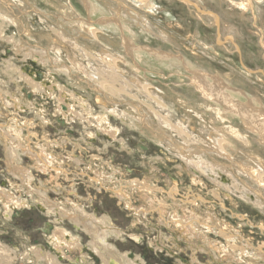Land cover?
I'll return each mask as SVG.
<instances>
[{
	"label": "rangeland",
	"instance_id": "374dc122",
	"mask_svg": "<svg viewBox=\"0 0 264 264\" xmlns=\"http://www.w3.org/2000/svg\"><path fill=\"white\" fill-rule=\"evenodd\" d=\"M149 1L148 7L155 8L138 9L133 0H89L91 5L88 7L83 0H0V10L15 20L11 25L6 24L7 15H0V24L4 28L0 38V69L4 67V62H10L23 71L32 70L39 75L40 83L56 84L61 88L65 93L61 97L68 99L74 111L80 113L79 117L75 115L74 120L67 123L60 115L65 106L61 105L60 108L58 104L59 92H56L54 99L49 100L29 85L23 84L22 87L21 78L16 77L9 81L0 73V95L9 97L7 91L10 92L13 97L7 100L9 103L15 97H22L21 89L25 90L24 93H31L27 100L22 97L27 105L23 110L11 107L8 111L0 105V125L5 130H17L16 126H19L25 145L28 144L27 140L31 141L30 147L33 150L40 153V148H43L55 159H59L58 164L70 170L68 179H60L62 188L56 189L57 193L50 190L52 184L46 183V177L38 178V171L32 170L34 183L37 186L40 185V180L46 183V194L52 202L65 203V197H73L69 195L72 191L80 198L90 197L89 203L84 201L83 209L99 215L109 214L117 228L141 237L142 241L138 244L131 233L127 232L124 236L127 240L123 242L113 239L111 243L117 246L121 254L135 253L142 258L143 264L179 263L171 254L161 249L165 246L166 250H170L173 243L170 233L162 230L163 239L158 241V232L146 226L145 221L139 222L136 231L131 226L136 219L123 210V206H119L110 193L94 190V183L82 174L92 177L96 175V171L100 170L99 173H102L104 170L105 177L109 179L104 182L105 187L110 184L111 188L121 189L137 179L149 178L152 184L162 189L155 191L159 201L163 199L171 206L174 201L163 192L168 193L171 186H177L181 192L177 197L179 200L186 196L187 187H192L191 191L196 195L190 197L194 198L193 201L202 197L216 203L209 212L205 206L211 207L210 204H201L204 209L192 203L190 206L194 214L186 211L185 217L199 219L206 216L203 220L215 225L214 228H223L226 225L231 230H240L245 237V241L242 239L244 242L240 243L248 241L253 247L264 244V234L261 233H264V177L258 184L249 174L254 169L264 172V145L245 128L238 117L220 112L216 104L203 99L189 85L188 78L191 74L184 69L183 64L185 62L190 70L197 69L221 78L232 88L259 100L264 107V45L261 42H264V0L253 2L254 13L252 10L242 12L237 8L235 4L240 0H191L192 4H198L207 11H203L204 13L216 14L218 25L213 24L215 19L212 20L214 17L211 14L200 13L179 1ZM120 2L124 3L125 8ZM228 2L234 3L233 7ZM111 16L116 17L117 23H97L102 17ZM88 21L92 24H89L90 29L84 27ZM227 36L233 39L234 44L225 38ZM127 41L132 46L149 48L166 55H152L143 49L131 53L126 48ZM177 57L181 59L178 60ZM74 61L84 67L90 63L96 68V72L102 69L100 62L105 61L109 70L117 72L118 79L127 82L139 76L147 84L150 98L147 100L139 88H119L118 84L114 86L123 88L124 96L110 98L108 93H102V90L100 93L97 85L90 79L94 71L86 77L73 66ZM63 69L69 71V77L59 72ZM246 69L252 72L262 71L263 76L259 71L250 74ZM104 74L110 75L111 72L104 71ZM104 74L101 73L103 76L99 82L109 77ZM97 97L107 109L115 108L130 117H136L139 127L134 129L131 125L127 126L129 122H123L108 114V124L118 133L117 141H110L102 130L97 129L96 119L103 118L107 112L101 108ZM157 117L169 122L168 126L161 128ZM178 122L183 124L181 128L176 126ZM25 124L29 126V133H34L35 137H28V133L23 130ZM232 129L236 134L229 133ZM212 132L226 142L220 152L211 143L210 135H215ZM119 140L124 142L125 148L118 147L116 143ZM4 143V140L0 141V190L19 200L5 205L0 199V241L9 249L19 250L16 254L23 258V251L33 247L44 253L49 252L51 249L48 237L55 229L54 226L68 227L66 229L76 234L82 243L83 253L80 250L76 254L78 257L73 256V263L78 264L80 259L79 263L88 264L82 261L83 257L88 261L93 259L87 250L88 236L82 229L75 230L68 221L63 220V223L56 215H49L48 211L39 207L24 191L29 190L28 187L21 188V181L10 174V169L5 164ZM81 148L88 150L84 152ZM19 153L22 158L19 165L31 170L32 162L23 156L24 152ZM74 154L81 161L79 169L67 164L68 161L71 162L70 156ZM94 158L92 170H84ZM199 161L205 162L210 168L215 165V180L212 181L209 171L207 176L206 173H200ZM108 163L111 167H108ZM193 177L200 182L193 183ZM221 178L224 182L222 184L220 181L222 185L217 186V181L222 180ZM215 186L221 191L219 196L213 194V197L210 192ZM132 201H135L132 205L135 208L140 204L136 196ZM153 202L157 203L155 199ZM178 212L182 215L181 211ZM157 215L153 212L147 216L151 226H157L160 220L164 224L169 223L174 214L170 212L163 219ZM50 226H53L52 231L48 229ZM197 228L205 230L207 234L208 230L202 224L197 225ZM169 229L173 231L174 228ZM208 236L215 244L222 242L216 235ZM180 242L182 250L179 253L170 251L185 260L191 256V251L184 245V240L180 239ZM263 246L261 245L264 249ZM62 256L59 258H63ZM197 256L199 264L212 263L203 252ZM250 258L256 260L257 256ZM61 262L72 264L69 259ZM247 262L263 264L259 259L256 263L250 259ZM18 263L23 264L21 261ZM91 264L101 263L94 260ZM225 264L234 263L227 260Z\"/></svg>",
	"mask_w": 264,
	"mask_h": 264
},
{
	"label": "bare ground",
	"instance_id": "6f19581e",
	"mask_svg": "<svg viewBox=\"0 0 264 264\" xmlns=\"http://www.w3.org/2000/svg\"><path fill=\"white\" fill-rule=\"evenodd\" d=\"M132 1V0H131ZM135 2L136 8L140 9H148V8H155V7H148L150 4L149 0H133ZM263 0H240L235 4L237 8H240L242 12H246L247 10H252L253 12V2L259 3L262 2ZM84 5L86 7L90 6L89 0H83ZM187 2L191 3V0H187ZM230 4V7H233L232 2H228ZM120 5L125 8L124 3L120 2ZM195 8L198 9L199 11H204L198 4H195ZM149 10V9H148ZM203 12V13H204ZM201 13V12H200ZM210 13V12H208ZM207 13V14H208ZM254 13V12H253ZM6 16L7 14L2 12L0 10V15ZM198 14V13H197ZM207 15L206 13H204ZM211 16L214 17L212 13H210ZM5 18V17H2ZM1 18V19H2ZM7 19L5 20L6 24H10L11 22L15 21L12 19V17H9L7 15ZM215 19V18H214ZM2 23V22H1ZM99 24H111V23H117L116 17L111 16V17H102L99 19L97 22ZM84 24V23H83ZM86 28L90 29V26L92 25L90 21L86 22ZM91 24V25H89ZM218 25L217 20L215 19L214 23ZM3 24H0V38L2 37L3 30L2 28ZM8 26V25H7ZM6 26V27H7ZM13 26V25H12ZM11 27V26H10ZM8 29V28H7ZM262 30V29H261ZM260 30V31H261ZM92 32V29L90 30ZM262 44L264 45V42L261 41ZM20 48V47H19ZM18 48V49H19ZM126 48L131 51V53L134 50L138 49H143L141 47H136L132 46L130 42H126ZM144 51L150 52L152 55L156 56H161L164 57L166 55L165 53L162 54L159 51H154L152 49H147L144 48ZM130 53V52H129ZM33 55V54H32ZM31 55V56H32ZM168 55V54H167ZM30 56V57H31ZM171 56V55H170ZM43 57V56H42ZM46 59V58H45ZM177 59H181V57H177ZM58 61V60H57ZM183 62V61H182ZM73 66L78 68L83 74L89 75L92 73V76L90 75V79L94 81V83L97 85L96 87L98 88V91L101 93L106 92L108 93V97L110 98H120L123 97V88H139L140 91H142L141 94L146 95L145 98L148 100L150 97L149 91H147V84L144 82V80L136 76L134 79L129 80L128 82L125 80H120L118 79V76L116 75L117 72L109 70V66L105 63V61L100 62L102 65V69L99 70V72H96V68L88 63L86 67H84L82 64H78L75 61L72 62ZM184 64V69L189 70L191 76L188 78L189 79V85L192 86V88L197 91L200 96L205 99L207 102L214 103L219 107L220 112L222 113H229L232 114L235 117H238L241 120V123L245 126L246 129H248L252 134L258 137V141L264 145V107L263 105L259 102V100H254L246 95L243 91H238L228 84L224 83L221 78L217 76H212L208 75L200 70H190V68L186 65L185 62ZM4 67L0 69V73H2L3 76H5L9 81L13 80V78L19 77L23 80V83L26 84L27 86L29 85L32 87L34 90H38L41 92L43 96L47 99H54L57 94L56 92H59L60 96L58 97L57 101L58 104L63 105L62 107L65 106V110H61V116L67 121L71 122L74 120L77 115L80 113H77L74 111L73 107L69 102L61 97V94L63 93V90L61 88H58L56 84H49V85H44L40 83V77L39 75L35 74L32 72V70L28 71H23L21 68H17L14 64H10V62H4ZM60 66V65H59ZM138 68V66H136ZM243 67V66H242ZM63 68V67H62ZM244 68V67H243ZM245 69V68H244ZM68 70L63 69L59 70V72L63 73L65 76L67 75L69 77V74L67 73ZM71 71V70H70ZM73 71V70H72ZM71 71V72H72ZM104 71H110L111 76L109 74L107 79H103V81L99 82V79L102 78L104 74ZM246 71L250 74H253L254 72L247 70ZM69 72V71H68ZM91 72V73H90ZM101 72V73H100ZM259 73L262 74L263 72L259 71ZM255 74V73H254ZM101 75V76H100ZM105 75V74H104ZM105 75V76H106ZM138 77V78H137ZM119 85L120 87H123L122 89L116 88V85ZM115 85V86H114ZM95 87V88H96ZM1 88V87H0ZM6 91V90H5ZM9 94V97H4L2 94L0 95V105L3 106L5 109L9 111L11 107H15L19 110H23L26 104L21 98H14V101L9 103L7 100L12 98L10 92L7 91ZM65 94V93H63ZM67 94V93H66ZM66 97V96H65ZM107 97V98H108ZM106 98V97H105ZM99 98L97 97L98 103L101 105V108L103 110H106L104 115V119L98 117L96 120L98 122L97 129L102 130L103 133H105V137H107L110 141H117V130L112 128L108 123H109V118L108 114H111L118 118L119 120L123 122H129L130 124L127 126H133L134 129L136 127H139L136 117H130L125 113H122L120 111H117L115 108L109 110L107 109L106 105L104 106L102 102L98 100ZM81 101V100H80ZM79 101V102H80ZM65 104V105H64ZM26 110V109H25ZM82 117V115H81ZM114 117V118H115ZM159 124L161 128H166L168 126L169 122L162 121L160 117H157ZM15 120V119H13ZM16 121V120H15ZM17 122V121H16ZM105 127H101L102 125ZM177 127L181 128L183 124L181 122H178L176 124ZM17 130H11V129H6L3 128L2 125H0V141L4 140V147H5V157H6V165L10 169V174L14 178H19V180L22 183L21 188H27L29 190H24L29 196H31V199L35 200L37 205L44 209L49 215H56L60 221L63 222V220L68 221L69 224L73 225V227L78 231V229H82L85 234L88 236L89 243H88V252L90 253V256L92 255V258L96 260L98 263L101 264H143V260L141 257H138L135 255V253H128L124 252V254H121L117 246L112 244L111 242L113 239H119L122 240L123 242L125 239L127 240L128 238L124 237L125 233L129 231H123L122 229H119L113 224V221L110 217V215H99V214H94L90 213L84 208V201L88 199H83L80 198L79 195H76L74 191H72L69 195H73L72 198L65 197L66 202L65 203H57V202H52L51 198L49 195L46 194L47 187L44 185L47 182L51 183L52 185L49 187L52 192L57 193L56 189H61L62 185L60 183L61 178L68 179L69 178V171L68 169L64 168L63 165L58 164V160L53 157L50 153H48L46 150H43V148H40V153L38 151L33 150L30 146H26L24 142V138L21 135V128L19 126H16ZM204 130V129H202ZM15 133V135H12V133ZM229 133L231 134H236V131L234 129L230 130ZM212 134H215L212 132ZM5 138V139H2ZM210 138H212L211 143L215 145V147L218 149L217 151L220 152L223 144L226 143L223 138H220L218 134L215 135H210ZM2 139V140H1ZM19 140V141H16ZM109 141V142H110ZM9 142L10 144H8ZM118 147L120 148H125V144L122 140L118 141ZM33 143V142H32ZM15 144V146H14ZM56 144V143H54ZM58 145V144H56ZM89 147V146H88ZM78 148V147H77ZM80 149V147H79ZM86 152L87 150L85 148H81ZM19 152H24V157L28 158L32 162V168L31 170L20 166L19 162H22V158L20 156ZM78 152V151H77ZM22 155V154H21ZM72 157V158H71ZM90 159V158H89ZM71 162H67V164H72L75 168L80 167L79 163H81L79 156H70L69 159ZM89 163V166L85 167L84 170L86 171H91V166L92 163H95V159H91ZM58 164V165H57ZM68 166H71V165ZM190 164V163H189ZM205 165V162L199 161L198 164V169L200 173H203L207 176V171L208 173L212 175L211 179L212 181L215 180V171L217 168L215 165L211 168L207 165ZM190 166V165H189ZM81 168V167H80ZM79 169V168H78ZM197 169V170H198ZM32 170H37L36 176L38 178L41 177H46V183L40 180V185L37 186L35 182V177L32 173ZM196 172H199L197 171ZM253 170V169H252ZM100 171V170H99ZM99 171L95 172V176L89 177L86 174H82L85 176V178L89 179L91 183L97 184V186H93L95 189H104L106 193H110V195L113 196L114 199H116L119 203V206H123V210H127L130 215H134L136 220H133L131 226L137 229V225H139V222H144L146 223V226L151 227V229L155 230L158 232V241H161L160 239H163L162 235H164L162 230H166L169 234V237L173 240V243L170 248V250L175 251L176 253H179L178 251H181V242L180 239L184 240L185 242L184 245H186V248H189L191 251V256L189 258H186L185 260L181 259L178 254H174L171 252L169 249H165L161 247L163 252H167L171 254L173 258H175L177 261H179L178 264H199L197 255L203 252L204 254L209 257L211 264H225L227 260L234 264H248V260L250 259L251 261H255L259 259L263 261L264 264V255L260 252L261 249L253 247L251 243L248 241L245 243H240L244 242L245 238H243L241 235H236L231 232L227 233V238L225 235L220 234L219 237L226 239V242L233 241V243L227 244L225 246L222 242H218V244H215L208 235H206L205 231L202 229L197 228V223L195 222L192 218L190 220L185 217V212L183 208H187V199L184 197L180 198V201H178L175 197L174 194L176 192H180L179 188L177 186H171V188L168 190V193H171L172 196L169 197V199L173 200L174 202L172 203L173 206H171L169 203L162 201H159L160 198L157 197V194L155 193L158 191H161L162 189L154 190L151 189L150 187H138L137 184L138 182H134L133 184H125L122 189L120 190H114V188H111L110 184L106 185L109 186L105 187L104 182L106 183L109 179L106 178L104 174V170L100 174ZM74 172V171H73ZM77 173V170H75ZM86 173V172H85ZM249 174L252 175V177L256 180V182L261 183L263 181L264 177V172L262 173L260 169L256 170L254 169L253 171H250ZM79 175V174H78ZM81 176V175H80ZM209 176V175H208ZM219 177V175H218ZM217 177V178H218ZM112 178V177H111ZM222 179V178H221ZM150 179L148 178L147 184H151L149 181ZM62 181V180H61ZM224 182V180L218 179V183L216 184L217 186L222 185L221 183ZM215 182V181H214ZM71 185V184H70ZM73 187L75 184H72ZM264 187V184H262ZM47 188V189H46ZM76 188V187H74ZM92 188V187H91ZM129 188V189H124ZM175 188V189H174ZM73 189V188H72ZM245 189V188H244ZM243 189V190H244ZM175 190V191H174ZM24 192V193H25ZM165 195H167V192H163ZM181 193V192H180ZM211 193V192H210ZM186 196H189V192L185 193ZM230 194V193H229ZM195 195V194H194ZM133 196V198H132ZM134 196L138 199L140 204L138 207H133V202ZM193 196V195H192ZM196 196V195H195ZM154 197V198H153ZM0 199L1 201L4 202L5 205H7L8 202L12 201H17L19 200L12 198L8 194H6L2 189L0 190ZM153 199L157 201V203L153 202ZM21 202V201H20ZM18 203V202H17ZM89 203V202H88ZM3 204V205H4ZM10 205V204H9ZM22 205V204H20ZM141 205V206H140ZM15 207V206H14ZM9 206L6 208L8 209ZM38 208V207H37ZM138 208V209H137ZM5 209V210H6ZM7 211V210H6ZM5 211V212H6ZM178 211H181L182 215ZM4 212V213H5ZM153 212H156L159 216L160 219H163L164 215H167L168 213H173V218L169 219V223H163L160 220V224L157 223V226H151V223L147 221L149 214H152ZM10 213V212H9ZM102 214V213H101ZM6 216V215H5ZM47 216V215H46ZM206 217V216H205ZM204 217V218H205ZM203 218V217H202ZM9 219V218H8ZM3 222V221H2ZM65 223V222H63ZM68 225V224H67ZM136 225V226H135ZM55 229L53 230V226H50L48 229L53 232L50 233L48 240L50 241V249L48 250L49 252H43L41 249H38L36 247L29 248V250L23 251V258L19 257L16 252L19 250L15 249H9L3 242L0 241V264H19L18 262H22L25 264V262H31L32 264H40V263H46V264H62L61 261L64 259H69L72 264L75 261V257L77 256L76 254L81 250L82 252V243L81 240H79V237L76 236V234H73L70 232L68 227H60V226H54ZM174 228L173 231L169 228ZM212 228V227H211ZM73 229V228H72ZM169 230V231H168ZM47 232V231H46ZM81 232V231H80ZM131 233V234H130ZM184 233V236L182 235ZM78 234V233H77ZM83 234V232H82ZM127 234H130L133 238L134 241L139 244L141 240V237L138 236L137 234H134L132 232H129ZM84 235V234H83ZM213 236H215V233H213ZM165 237V236H164ZM168 237V238H169ZM244 241H243V240ZM83 240V239H82ZM196 240V242H195ZM115 243V242H114ZM127 243V242H126ZM130 243V242H129ZM141 243V242H140ZM164 243V242H163ZM136 245V244H135ZM158 246H161V244L157 243ZM164 245V244H163ZM240 246V247H238ZM167 247V246H166ZM243 248V249H242ZM43 249V248H42ZM85 249V250H86ZM17 250V251H16ZM158 250V249H157ZM156 250V251H157ZM161 251V250H160ZM83 253V252H82ZM157 254V253H156ZM63 255V256H62ZM76 255V256H75ZM59 256H62L63 258H59ZM75 256L74 258H72ZM84 256V255H83ZM88 256V255H87ZM251 256H257V259L254 260L250 258ZM78 257V256H77ZM22 258V259H20ZM80 258H82L80 256ZM84 258V259H83ZM82 261L85 263L91 264L94 262V260L90 259L89 261L86 260V257H83ZM248 258V259H247ZM80 259L77 261L78 264ZM66 264V263H65ZM201 264V263H200ZM258 264V263H257Z\"/></svg>",
	"mask_w": 264,
	"mask_h": 264
},
{
	"label": "flooded vegetation",
	"instance_id": "af4514ba",
	"mask_svg": "<svg viewBox=\"0 0 264 264\" xmlns=\"http://www.w3.org/2000/svg\"><path fill=\"white\" fill-rule=\"evenodd\" d=\"M21 84V86L23 87V84L24 83H20ZM22 90V93H23V95H22V97H24V99H29V97L31 96L30 94L31 93H24L25 92V90H23V89H21ZM22 97H21V99H22ZM49 100H51V99H49ZM63 106V105H62ZM65 122H67V121H65ZM67 123H71V122H67ZM23 130H25V133L27 132L28 134V137H30V135H32L33 137H35V135H34V133H29V126L28 125H24V128H23ZM21 135H23V133L21 132ZM90 139V138H89ZM91 141V140H90ZM31 141H29L28 142V140H27V143L28 144H26V146H30L31 145V143H30ZM48 142V141H47ZM48 144V143H47ZM89 146V145H88ZM90 147V146H89ZM86 149V148H85ZM88 150V149H87ZM72 156H77V155H72ZM95 159V158H94ZM108 167H111L110 165H109V163H108ZM191 171H193V170H191ZM147 181H148V178H146V179H143V180H140V179H137V181H134V182H138L139 184H137L138 185V187H150L151 189H154V190H158V189H160L156 184H147ZM134 182L132 183L133 185H134ZM192 182L193 183H199L200 182V180L199 179H196V178H194L193 177V179H192ZM128 184H131V183H128ZM94 186H97V184H95L94 183ZM216 187V186H215ZM110 187H108V189H109ZM121 188H114V190H120ZM125 189H129V188H125ZM175 189V188H174ZM94 190H96V191H99V192H101V191H105L104 189H95L94 188ZM186 190H188V192L190 193L189 194V196H185V198L187 199V204H186V206H187V208L185 209V208H183V210H184V212H185V215H186V211L188 212V211H190V214H194V212L193 211H191L192 209H191V206H190V204H192V203H195V205L196 206H199L200 208H204L202 205H204L203 203H205V204H210L211 205V207H208V206H205V207H207L206 208V211H210V210H212V206H214L213 204L214 203H216L215 201H210V200H208V199H204V198H198V201H193L194 200V198L193 199H191L190 197L192 196V195H194V191H191L192 190V187H187V189ZM175 191V190H174ZM220 191L221 190H219V188L218 187H216V188H213V191H211V193H212V195L214 194L215 196H219L220 195ZM105 193H106V191H105ZM168 195H170L169 197H171L172 196V194L171 193H168ZM181 195V193L180 192H176L175 194H174V197L177 199V197H179ZM214 195H213V197H214ZM80 197V196H79ZM113 197V196H112ZM82 198V197H81ZM89 199H90V197L88 198V201H89ZM178 200V199H177ZM180 200V199H179ZM178 200V201H179ZM200 202V203H199ZM172 203V202H171ZM202 204V205H201ZM205 209V208H204ZM126 212L129 214V212L126 210ZM133 217H135L134 215H132ZM203 217V216H202ZM202 217H200L199 219H197V218H192L195 222H198L196 225H199V224H202L203 226H205L206 227V229L208 230L207 231V234L209 235V234H211V235H213V233H215V235L219 238V239H221L222 240V243L225 245V246H227V244H230V243H233L234 244V242L233 241H230V242H226V239H223V238H220L219 237V235L220 234H222V235H225L226 236V238H227V233H229V232H231V233H233V234H236V235H241L243 238H245L244 237V235H242V232L240 231V230H238V229H235V228H232V230L229 228V227H227L226 225L225 226H223V228H219V227H215L214 228V226L213 225H210V224H208L206 221H204L203 219L204 218H202ZM189 220H190V218H188ZM212 227V228H211ZM225 227V228H224ZM214 228V229H213ZM200 229V228H199ZM234 229V230H233ZM76 230V229H75ZM205 231V230H204ZM261 233L262 234H264L262 231H261ZM206 234V235H207ZM247 239H251V238H247ZM261 244V243H260ZM258 244L257 245V247H259V249H261V253L264 255V249L261 247V245L263 246L264 244ZM238 247H240V246H238ZM256 247V248H257ZM264 247V246H263ZM243 249V248H242ZM248 259V258H247Z\"/></svg>",
	"mask_w": 264,
	"mask_h": 264
},
{
	"label": "water",
	"instance_id": "95a60500",
	"mask_svg": "<svg viewBox=\"0 0 264 264\" xmlns=\"http://www.w3.org/2000/svg\"><path fill=\"white\" fill-rule=\"evenodd\" d=\"M176 1H177V0H176ZM178 1H180V2H182V3H185L186 5L191 6L192 8L196 9V8H195V3H193V4H192V3H189V2H187V0H178ZM196 10H197L198 12L203 13L202 11H199L198 9H196ZM210 13H211V12H210ZM210 13H209V14H210ZM203 14H204V13H203ZM215 15H216V14H214V18L216 19V16H215ZM225 38L229 39L230 42H231L232 44H234L232 38H230V37H228V36L225 37ZM236 48H237V47L235 46V49H236ZM257 71H259V70H256L255 72H257ZM255 72H254V73H255ZM254 73H253V74H254Z\"/></svg>",
	"mask_w": 264,
	"mask_h": 264
},
{
	"label": "crops",
	"instance_id": "0c3cea01",
	"mask_svg": "<svg viewBox=\"0 0 264 264\" xmlns=\"http://www.w3.org/2000/svg\"><path fill=\"white\" fill-rule=\"evenodd\" d=\"M176 1V0H175ZM178 1V0H177ZM180 2V1H179ZM180 3H182V2H180ZM183 5H186L185 3H182ZM188 6V5H187ZM207 9V8H206ZM209 9H211V8H209ZM212 11H215V10H213L212 9ZM212 20H214V18H212ZM218 43V42H217Z\"/></svg>",
	"mask_w": 264,
	"mask_h": 264
}]
</instances>
